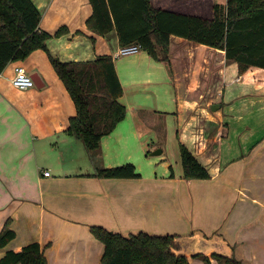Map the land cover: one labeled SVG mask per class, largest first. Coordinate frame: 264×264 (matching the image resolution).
<instances>
[{
  "label": "crops",
  "instance_id": "obj_1",
  "mask_svg": "<svg viewBox=\"0 0 264 264\" xmlns=\"http://www.w3.org/2000/svg\"><path fill=\"white\" fill-rule=\"evenodd\" d=\"M32 1L51 38L47 50L10 62L0 76V232H16L0 259L39 243L48 264H101L105 247L91 232L101 226L124 236L195 235L190 253L229 254L230 245L243 264H264V70L240 75L225 51L179 36L170 38L168 61L146 51L118 56L116 31L88 28L90 0ZM150 2L212 19L214 4L227 0ZM102 56L113 58L127 113L90 152L68 133L77 108L51 57L83 64ZM18 66L37 86L14 87ZM181 145L209 179L185 178ZM126 164L140 177L96 176Z\"/></svg>",
  "mask_w": 264,
  "mask_h": 264
},
{
  "label": "trees",
  "instance_id": "obj_2",
  "mask_svg": "<svg viewBox=\"0 0 264 264\" xmlns=\"http://www.w3.org/2000/svg\"><path fill=\"white\" fill-rule=\"evenodd\" d=\"M93 14L87 21L90 30L100 35L116 31L122 47L139 45L156 61L169 60L171 36L225 51L228 63H236L239 74L251 69L264 70V0H227L215 3L213 18L205 19L159 10L150 0H90ZM42 15L32 0H0V76L10 62L25 60L39 49L47 50L51 35L40 29ZM61 28L56 36L65 31ZM52 64L69 91L77 108L68 133L81 140L92 152L104 136L113 132L126 117L120 104L123 87L112 57L102 56L83 64L62 63L51 57ZM186 179H209L208 170L189 149L181 145ZM96 176L106 179H134L140 175L133 164L98 168ZM94 237L104 245L101 264H189L191 258L204 264H243L228 252L199 248L190 253L192 238L147 233L124 236L101 226L91 227ZM216 238L221 237L216 235ZM16 238L6 225L0 232V249ZM210 245V239L203 235ZM190 251V252H189ZM0 264H48L45 247L32 243L19 251H8Z\"/></svg>",
  "mask_w": 264,
  "mask_h": 264
},
{
  "label": "built area",
  "instance_id": "obj_3",
  "mask_svg": "<svg viewBox=\"0 0 264 264\" xmlns=\"http://www.w3.org/2000/svg\"><path fill=\"white\" fill-rule=\"evenodd\" d=\"M142 51L139 45H129L121 47L118 52V56H130ZM16 74L12 81L14 87L20 90H27L35 86V82L32 77L28 74L27 70L23 66L16 67ZM49 172H45V176H49Z\"/></svg>",
  "mask_w": 264,
  "mask_h": 264
},
{
  "label": "water",
  "instance_id": "obj_4",
  "mask_svg": "<svg viewBox=\"0 0 264 264\" xmlns=\"http://www.w3.org/2000/svg\"><path fill=\"white\" fill-rule=\"evenodd\" d=\"M32 79L34 80V82H35V85L37 86V82H36V79L34 78V77H32ZM162 151L161 150H159V151H156V152H154L153 154L154 155H158V154H160Z\"/></svg>",
  "mask_w": 264,
  "mask_h": 264
},
{
  "label": "rangeland",
  "instance_id": "obj_5",
  "mask_svg": "<svg viewBox=\"0 0 264 264\" xmlns=\"http://www.w3.org/2000/svg\"><path fill=\"white\" fill-rule=\"evenodd\" d=\"M219 2H222V0H218Z\"/></svg>",
  "mask_w": 264,
  "mask_h": 264
}]
</instances>
